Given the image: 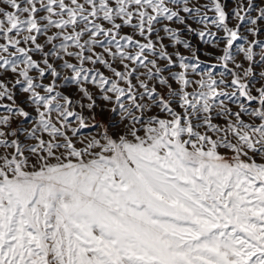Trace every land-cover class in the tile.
<instances>
[{"label":"snow or ice","instance_id":"obj_1","mask_svg":"<svg viewBox=\"0 0 264 264\" xmlns=\"http://www.w3.org/2000/svg\"><path fill=\"white\" fill-rule=\"evenodd\" d=\"M0 264H264V0H0Z\"/></svg>","mask_w":264,"mask_h":264}]
</instances>
